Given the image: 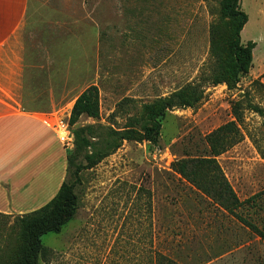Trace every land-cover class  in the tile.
Instances as JSON below:
<instances>
[{"label": "rangeland", "instance_id": "obj_1", "mask_svg": "<svg viewBox=\"0 0 264 264\" xmlns=\"http://www.w3.org/2000/svg\"><path fill=\"white\" fill-rule=\"evenodd\" d=\"M239 5L247 14L240 40L255 46L248 72L228 87L209 79L231 37L218 0L102 1L86 67V84L98 86L99 115L81 116L76 126L95 124L99 136L132 118L146 126L143 104L197 81L204 92L194 106L166 111L156 144L124 140L91 167L77 156L76 213L59 233L41 236L40 264H163L162 254L182 264H264V239L175 172L179 161L210 157L206 135L234 121L236 140L216 165L239 199L249 198L235 212L264 232V116L252 108L264 114V0ZM18 243L15 216L0 214V264Z\"/></svg>", "mask_w": 264, "mask_h": 264}, {"label": "crops", "instance_id": "obj_2", "mask_svg": "<svg viewBox=\"0 0 264 264\" xmlns=\"http://www.w3.org/2000/svg\"><path fill=\"white\" fill-rule=\"evenodd\" d=\"M102 1L0 0V214L41 207L65 178L66 149L51 124L88 86Z\"/></svg>", "mask_w": 264, "mask_h": 264}, {"label": "trees", "instance_id": "obj_3", "mask_svg": "<svg viewBox=\"0 0 264 264\" xmlns=\"http://www.w3.org/2000/svg\"><path fill=\"white\" fill-rule=\"evenodd\" d=\"M218 5L221 16L228 18L231 22V37L228 42L227 57L213 64L209 79L212 84L225 83L228 87H232L242 75L248 72L255 42L249 40L243 44L240 40V31L247 21V14L240 8L239 0H218ZM126 11L132 12L131 9ZM203 87L204 84L199 81L189 83L166 96L156 97L151 102L143 104L145 115L150 121L149 125L143 126L132 118L121 129L107 127L105 133L99 136L94 134L98 128L95 124L75 125L81 116L96 118L99 115L98 86L96 84L86 86L75 98L68 115L67 122L73 136V148L68 151L66 149L65 178L56 194L47 203L33 211L15 215L19 228V243L13 256L5 264H40L43 254L47 251L41 242V236L48 232L59 233L62 227L74 217L78 205L75 187L80 182L81 168L80 164H76L78 155L81 154L85 161L83 167H91L113 153L124 140H147L156 144L161 120L166 111L174 107L194 106L203 96ZM252 108L264 116L261 108L255 105ZM237 135L238 130L234 121L217 127L205 137L211 156L179 161L175 172L190 183L191 191L194 192L195 187L197 191L205 192L214 200H218L220 205L234 215L240 223L256 231L264 239V232L235 212V209L249 198L240 200L216 165L215 156L225 151L232 142L234 143ZM203 169L212 172L209 175L210 179L204 180L198 176ZM171 252L177 254L178 249L172 247ZM172 257L162 254L163 264H182L176 260L179 256L172 254Z\"/></svg>", "mask_w": 264, "mask_h": 264}, {"label": "built area", "instance_id": "obj_4", "mask_svg": "<svg viewBox=\"0 0 264 264\" xmlns=\"http://www.w3.org/2000/svg\"><path fill=\"white\" fill-rule=\"evenodd\" d=\"M51 125L63 147L67 149L72 146L73 136L68 122L63 118H57Z\"/></svg>", "mask_w": 264, "mask_h": 264}]
</instances>
